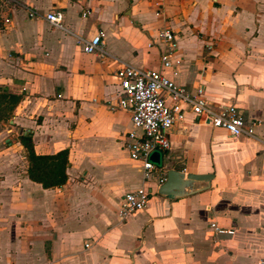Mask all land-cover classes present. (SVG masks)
<instances>
[{"label": "crops", "instance_id": "crops-1", "mask_svg": "<svg viewBox=\"0 0 264 264\" xmlns=\"http://www.w3.org/2000/svg\"><path fill=\"white\" fill-rule=\"evenodd\" d=\"M159 9V13L156 10ZM62 13V29L45 15ZM35 16L29 19L28 14ZM176 37L164 74L212 105H235L264 130V0H0V92L21 96L0 121V264H257L264 257V146L229 138L187 113L168 133L159 174L213 175L180 199L152 196L118 219L142 178L123 148L130 114L112 111L120 63L160 71L158 31ZM105 33L103 56L78 39ZM19 80L22 85H16ZM108 105V106H107ZM34 153L68 151L66 183L28 178ZM169 160V164L165 161ZM232 230L214 233L210 227Z\"/></svg>", "mask_w": 264, "mask_h": 264}, {"label": "built area", "instance_id": "built-area-1", "mask_svg": "<svg viewBox=\"0 0 264 264\" xmlns=\"http://www.w3.org/2000/svg\"><path fill=\"white\" fill-rule=\"evenodd\" d=\"M159 13V9L156 10ZM35 16L28 14L29 19ZM45 20L54 28L62 29V13L51 11ZM105 33L99 30L92 38L78 39L84 54L103 56ZM161 46L159 54L160 71L139 69L126 63H120L115 72L119 84L117 103L108 106L110 110L126 111L130 114L132 129L124 136L123 148L129 159L137 165L142 184L133 192L125 194L119 204L118 219L125 221L129 216L142 212L152 196L151 184L155 192L164 183L166 173L159 174L160 169L150 161L153 153L164 154L170 150L168 133L176 123H183L187 113L192 114L198 122L212 129L223 131L229 138L242 137L260 141L264 146V130L258 136L256 130L262 127L259 121H245L235 105H212L203 93L201 86L194 92L169 79L163 71L174 70L181 64V59L173 58L176 52V37L168 28L158 31L150 39L148 48ZM214 233L232 235V230H225L215 225L210 226ZM257 264H264V257Z\"/></svg>", "mask_w": 264, "mask_h": 264}, {"label": "trees", "instance_id": "trees-1", "mask_svg": "<svg viewBox=\"0 0 264 264\" xmlns=\"http://www.w3.org/2000/svg\"><path fill=\"white\" fill-rule=\"evenodd\" d=\"M21 96L7 92H0V121H7L10 114L18 105ZM28 161V178L38 183L43 189L60 188L66 183V169L68 165V151L62 150L55 155L38 156L34 153L30 134L18 138Z\"/></svg>", "mask_w": 264, "mask_h": 264}, {"label": "water", "instance_id": "water-1", "mask_svg": "<svg viewBox=\"0 0 264 264\" xmlns=\"http://www.w3.org/2000/svg\"><path fill=\"white\" fill-rule=\"evenodd\" d=\"M14 84L22 85L19 80H14ZM150 161L155 163L158 167H161L160 154L153 153L150 157ZM213 179V175H196L187 174L184 175L177 169H170L166 171V179L164 183L158 188L157 195L168 199H180L189 197L196 194L200 190H195L197 183L203 182L209 185Z\"/></svg>", "mask_w": 264, "mask_h": 264}, {"label": "rangeland", "instance_id": "rangeland-1", "mask_svg": "<svg viewBox=\"0 0 264 264\" xmlns=\"http://www.w3.org/2000/svg\"><path fill=\"white\" fill-rule=\"evenodd\" d=\"M164 163H165V164H169L170 162H169V160H168V161L166 160ZM157 167H158V166H157ZM158 168H159V167H158ZM159 169H160V168H159Z\"/></svg>", "mask_w": 264, "mask_h": 264}]
</instances>
